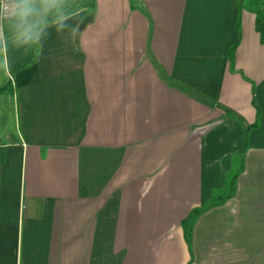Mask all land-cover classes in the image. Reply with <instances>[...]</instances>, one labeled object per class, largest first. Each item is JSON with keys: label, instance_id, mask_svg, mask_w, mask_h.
I'll list each match as a JSON object with an SVG mask.
<instances>
[{"label": "crops", "instance_id": "obj_1", "mask_svg": "<svg viewBox=\"0 0 264 264\" xmlns=\"http://www.w3.org/2000/svg\"><path fill=\"white\" fill-rule=\"evenodd\" d=\"M94 1L33 42L3 22L0 264H264L257 8ZM256 121L233 194L187 239Z\"/></svg>", "mask_w": 264, "mask_h": 264}, {"label": "trees", "instance_id": "obj_2", "mask_svg": "<svg viewBox=\"0 0 264 264\" xmlns=\"http://www.w3.org/2000/svg\"><path fill=\"white\" fill-rule=\"evenodd\" d=\"M245 1L251 7L257 8L256 20H255L256 29H258L260 31L261 35L264 36V25L260 19L261 13H262L261 8H262L263 0H245ZM80 7L94 8L95 7V1L94 0H76L75 3L73 4V7L65 10L64 12H54L52 14L42 16L41 17V23L49 22V21L57 18L59 15H61L63 13L72 12L75 9L80 8ZM32 42H33V40H32ZM235 46H236V44L232 45V47L230 49V58H229L230 61H231V52L233 51ZM32 59H33V54H31L26 61L21 63L18 66V69L27 66L32 61ZM9 86H10L9 82L0 86V92L6 90ZM257 124L258 123L256 121L252 125H246L245 126L244 144H243L242 148L232 157V162H233L232 169L226 174L223 188L214 190L212 193V197H211L210 201L206 205H204L203 207H196V208L192 209L190 211V213L188 214V216L182 220L181 225H182V228L184 231V235L187 239H189V237L191 235L192 228H193V225H194L196 218L205 208L213 206V205L221 204L222 202H224L227 198H229L233 194L234 188H235L236 178L242 169L241 160H242V156L244 154V151L247 147V134H248L249 130L252 127L257 126Z\"/></svg>", "mask_w": 264, "mask_h": 264}, {"label": "clouds", "instance_id": "obj_3", "mask_svg": "<svg viewBox=\"0 0 264 264\" xmlns=\"http://www.w3.org/2000/svg\"><path fill=\"white\" fill-rule=\"evenodd\" d=\"M54 4V0H0V42L3 40V22L12 24L20 38L38 40V29L41 26L39 6L47 12ZM67 18V17H65ZM6 49L0 48V54Z\"/></svg>", "mask_w": 264, "mask_h": 264}, {"label": "rangeland", "instance_id": "obj_4", "mask_svg": "<svg viewBox=\"0 0 264 264\" xmlns=\"http://www.w3.org/2000/svg\"><path fill=\"white\" fill-rule=\"evenodd\" d=\"M73 3V0H54V4L51 7V9L47 12L44 11L43 6H39L40 8V13H41V17L45 16V15H49L52 14L54 12H59L65 8H69V6H71V4Z\"/></svg>", "mask_w": 264, "mask_h": 264}]
</instances>
